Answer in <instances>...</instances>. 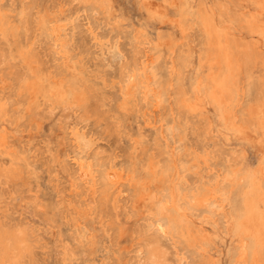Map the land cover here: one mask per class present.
Instances as JSON below:
<instances>
[{
	"label": "bare ground",
	"instance_id": "obj_1",
	"mask_svg": "<svg viewBox=\"0 0 264 264\" xmlns=\"http://www.w3.org/2000/svg\"><path fill=\"white\" fill-rule=\"evenodd\" d=\"M137 3L0 0V264H264V0Z\"/></svg>",
	"mask_w": 264,
	"mask_h": 264
},
{
	"label": "rangeland",
	"instance_id": "obj_2",
	"mask_svg": "<svg viewBox=\"0 0 264 264\" xmlns=\"http://www.w3.org/2000/svg\"><path fill=\"white\" fill-rule=\"evenodd\" d=\"M118 1L120 3L118 5V12L119 13H124L126 17H128L129 19L132 18V20H134L136 22L139 21V18H143L142 16L144 14L141 13L143 10L139 8L137 0H118ZM144 19H146L145 16H144ZM88 47H90V50H85V54H84L85 55V64H86L87 68L89 69V71H91V73H89V74H93V73H96V72H99L100 70H102L104 68L105 62H103L104 59H103V56H101V50L99 47H97L96 45H93L92 42H88ZM112 70H114V69H112ZM91 99H92L91 101L93 103L96 102V99L94 97H91ZM48 128L49 127L47 125L46 129L48 130ZM47 130L45 132L46 134L48 132ZM97 130L102 131V133H101V135H99V137H98V135H96L97 138L95 141L97 142V148L98 147L103 148L107 152H111L119 142L118 136H117V131L114 128H112L108 122H103L101 128L97 127L96 131ZM42 134L43 135L40 138L39 137L37 138L36 144H39L40 139L45 136L44 133H42ZM54 136L57 137L56 135H54ZM191 138L195 139V137H193V136ZM127 142H128V140L124 139L123 141H121V146L123 147V145H126ZM56 143H57V139L55 140L54 144L56 145ZM256 149L257 148H255L254 146H251L249 148V151H250L252 158H256L258 156ZM46 154H47L46 152L39 154V156H42L43 159L37 161L36 165L38 166V169L41 172V187L47 191L49 198H52V197L55 198L56 191L52 187L51 183L48 184V169H47L48 166L44 165V163L46 162L44 159ZM64 184H66L65 181L62 183V185H60V187H63ZM19 201H20V198L18 197V200L16 202H19ZM123 211H124V207L121 210V217L126 218V217H124L125 215H123V213H122ZM27 215H28V218H30V220H31V225H30L31 229L33 231L35 230L34 235L36 236V238L39 236L41 243L47 244L46 245L47 246V249H46L47 253H44L42 259L44 260L49 255L52 256V254H53L52 257H54L55 256V246H54V236L55 235H54V231L58 230V227L53 226V227H51V230H48L49 227L45 225L44 216H41L40 214L35 216V217L33 215L30 216V214H27ZM136 219H137V216H134L132 219H130V221L128 223L129 224L128 225L129 231L126 232L124 234V236L121 237L122 243L124 245H127L128 247H130V245H131V242H130L131 233L137 227L136 221H135ZM140 222H141V220L138 223H140ZM67 227L68 226H66V225L63 226V232L64 233L68 232ZM110 233H111V231H110ZM118 235H119V233H117L115 231L112 232L113 238H116ZM105 239H107L106 234L102 230H99L98 236L96 239V243L94 245V248H95L94 250L98 252L97 253L98 256H101L102 253L104 254V251H102V249H103V241ZM40 249H42V248H40ZM82 260H84V259L82 258ZM224 264H227V263H224Z\"/></svg>",
	"mask_w": 264,
	"mask_h": 264
}]
</instances>
